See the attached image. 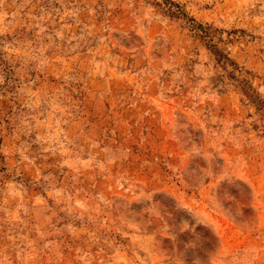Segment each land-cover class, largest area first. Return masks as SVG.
<instances>
[{
  "label": "rangeland",
  "instance_id": "rangeland-1",
  "mask_svg": "<svg viewBox=\"0 0 264 264\" xmlns=\"http://www.w3.org/2000/svg\"><path fill=\"white\" fill-rule=\"evenodd\" d=\"M165 1L0 0V264H264V0Z\"/></svg>",
  "mask_w": 264,
  "mask_h": 264
},
{
  "label": "trees",
  "instance_id": "trees-1",
  "mask_svg": "<svg viewBox=\"0 0 264 264\" xmlns=\"http://www.w3.org/2000/svg\"><path fill=\"white\" fill-rule=\"evenodd\" d=\"M164 12H166L170 16H176V17H184L185 16L184 13H183V11H181V9L176 4H174L173 2L168 1V0L165 1ZM186 26L193 33L198 34L199 37L202 36V37L205 38L206 36H208L207 35V31L205 30L206 27L205 26L203 27L200 24L195 23L193 21V19H191V18H187ZM216 54L218 55V57L216 58V61L217 62H221L222 65L226 61H228V59L225 56L223 57L220 52H217ZM237 81L239 82V85L238 86H239V89L241 90V93L245 97H248V93H247V91H246V89L244 88V85H243L244 84L243 79H239ZM204 235H206V233H204ZM207 236H205V238H207Z\"/></svg>",
  "mask_w": 264,
  "mask_h": 264
}]
</instances>
